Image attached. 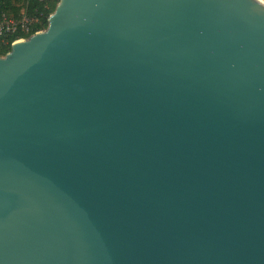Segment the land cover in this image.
I'll return each instance as SVG.
<instances>
[{"label":"water","instance_id":"obj_1","mask_svg":"<svg viewBox=\"0 0 264 264\" xmlns=\"http://www.w3.org/2000/svg\"><path fill=\"white\" fill-rule=\"evenodd\" d=\"M0 264H264V2L59 0L11 44Z\"/></svg>","mask_w":264,"mask_h":264},{"label":"trees","instance_id":"obj_2","mask_svg":"<svg viewBox=\"0 0 264 264\" xmlns=\"http://www.w3.org/2000/svg\"><path fill=\"white\" fill-rule=\"evenodd\" d=\"M59 0H0L5 11L13 16L18 17L20 13L28 17L35 18L37 23L33 25L32 33L38 30H44L46 27L47 17L54 11V8ZM27 38L29 35L17 34L9 38V42L15 38ZM10 49V45L0 43V57L4 56Z\"/></svg>","mask_w":264,"mask_h":264},{"label":"built area","instance_id":"obj_3","mask_svg":"<svg viewBox=\"0 0 264 264\" xmlns=\"http://www.w3.org/2000/svg\"><path fill=\"white\" fill-rule=\"evenodd\" d=\"M49 1V0H40ZM264 2V0H262ZM37 23L35 18H30L27 15L20 13L18 17H13L9 15L3 8L0 2V43L3 45H10L22 41L26 38L18 37L9 42V38L21 34V35H32L34 33L40 32L41 30L32 33L33 25Z\"/></svg>","mask_w":264,"mask_h":264},{"label":"bare ground","instance_id":"obj_4","mask_svg":"<svg viewBox=\"0 0 264 264\" xmlns=\"http://www.w3.org/2000/svg\"><path fill=\"white\" fill-rule=\"evenodd\" d=\"M262 1V0H261Z\"/></svg>","mask_w":264,"mask_h":264}]
</instances>
